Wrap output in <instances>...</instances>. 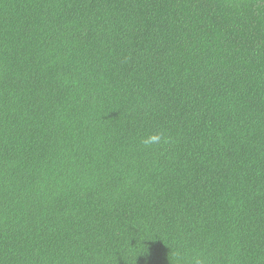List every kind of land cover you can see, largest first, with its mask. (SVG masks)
Instances as JSON below:
<instances>
[{
	"label": "trees",
	"instance_id": "16d2710c",
	"mask_svg": "<svg viewBox=\"0 0 264 264\" xmlns=\"http://www.w3.org/2000/svg\"><path fill=\"white\" fill-rule=\"evenodd\" d=\"M0 264H264V0H0Z\"/></svg>",
	"mask_w": 264,
	"mask_h": 264
},
{
	"label": "clouds",
	"instance_id": "9594fccd",
	"mask_svg": "<svg viewBox=\"0 0 264 264\" xmlns=\"http://www.w3.org/2000/svg\"><path fill=\"white\" fill-rule=\"evenodd\" d=\"M159 139H160L159 136L151 137L150 139L145 141V144H151V143L157 142Z\"/></svg>",
	"mask_w": 264,
	"mask_h": 264
}]
</instances>
